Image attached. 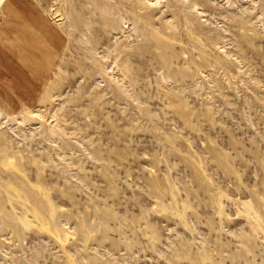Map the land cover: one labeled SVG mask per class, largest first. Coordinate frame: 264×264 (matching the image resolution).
Here are the masks:
<instances>
[{
  "label": "rangeland",
  "instance_id": "374dc122",
  "mask_svg": "<svg viewBox=\"0 0 264 264\" xmlns=\"http://www.w3.org/2000/svg\"><path fill=\"white\" fill-rule=\"evenodd\" d=\"M0 5V264H264V0Z\"/></svg>",
  "mask_w": 264,
  "mask_h": 264
},
{
  "label": "crops",
  "instance_id": "0c3cea01",
  "mask_svg": "<svg viewBox=\"0 0 264 264\" xmlns=\"http://www.w3.org/2000/svg\"><path fill=\"white\" fill-rule=\"evenodd\" d=\"M8 4H9V1L6 0V2L1 6V8H3V6L6 8V6H8ZM1 8H0V9H1Z\"/></svg>",
  "mask_w": 264,
  "mask_h": 264
},
{
  "label": "bare ground",
  "instance_id": "6f19581e",
  "mask_svg": "<svg viewBox=\"0 0 264 264\" xmlns=\"http://www.w3.org/2000/svg\"><path fill=\"white\" fill-rule=\"evenodd\" d=\"M4 2V0H0V5Z\"/></svg>",
  "mask_w": 264,
  "mask_h": 264
}]
</instances>
